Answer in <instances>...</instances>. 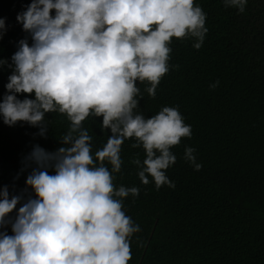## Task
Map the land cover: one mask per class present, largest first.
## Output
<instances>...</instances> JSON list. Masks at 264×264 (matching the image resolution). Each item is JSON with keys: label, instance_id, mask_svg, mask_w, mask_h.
<instances>
[{"label": "clouds", "instance_id": "1", "mask_svg": "<svg viewBox=\"0 0 264 264\" xmlns=\"http://www.w3.org/2000/svg\"><path fill=\"white\" fill-rule=\"evenodd\" d=\"M247 3L223 0L241 13ZM17 21L32 43L21 39L11 56L13 70L0 100L3 122H26L43 136L45 114L59 112L70 125L55 152L35 145L27 157L36 167L26 185L36 197L18 209L13 235L0 231V264H128L140 227L122 210L123 199L140 190L114 185L122 145L132 139V148H143V161L138 155L131 160L143 184L151 177L157 189L174 188L166 175L176 162L171 148L192 136L177 107L164 106L150 118L135 112L137 97L143 98L137 82L149 83L145 90L155 98L169 71L172 38L193 39L200 49L206 13L194 0H31ZM5 31L0 18V38ZM33 93L35 99L17 95ZM89 116H102L101 130L111 133L94 157L92 136L82 125ZM194 153L186 146L183 158L199 171ZM21 199L9 198L6 185L0 188V227Z\"/></svg>", "mask_w": 264, "mask_h": 264}, {"label": "trees", "instance_id": "2", "mask_svg": "<svg viewBox=\"0 0 264 264\" xmlns=\"http://www.w3.org/2000/svg\"><path fill=\"white\" fill-rule=\"evenodd\" d=\"M31 0H0L6 31L0 38V100L12 73L11 56L18 42L31 36L17 21ZM206 13L208 31L202 47L193 39L173 37L169 71L160 80L155 98L150 84L137 82L143 96L134 111L145 118L164 106L177 107L192 136L171 148L174 165L166 170L175 187L143 184L131 160L143 148L126 139L121 171L114 173L118 188L138 187L139 195L123 199V211L139 225L130 241L128 264H264V0H248L243 13L226 8L223 0H194ZM55 10H52V15ZM179 65L178 68L172 67ZM219 81L215 88L210 85ZM35 99L34 93L17 94ZM46 133L26 122L9 126L0 116V188L9 198L22 199L7 214L0 231L13 235L11 223L18 209L36 194L26 178L36 165L27 157L35 145L55 152L70 121L59 112L45 114ZM101 117H87L83 128L92 136L91 154L101 150L111 134L102 131ZM195 149L201 170L184 160L185 147ZM111 170V165L105 162ZM54 175V169H48Z\"/></svg>", "mask_w": 264, "mask_h": 264}]
</instances>
